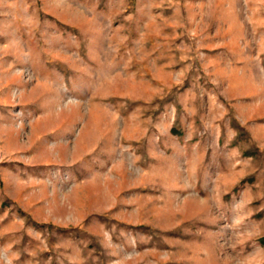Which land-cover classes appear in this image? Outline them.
Masks as SVG:
<instances>
[{
    "label": "rangeland",
    "instance_id": "374dc122",
    "mask_svg": "<svg viewBox=\"0 0 264 264\" xmlns=\"http://www.w3.org/2000/svg\"><path fill=\"white\" fill-rule=\"evenodd\" d=\"M0 264H264V0H0Z\"/></svg>",
    "mask_w": 264,
    "mask_h": 264
}]
</instances>
